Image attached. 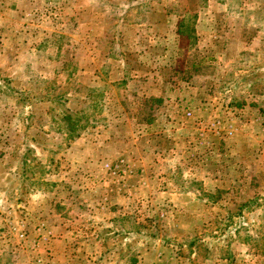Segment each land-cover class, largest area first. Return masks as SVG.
<instances>
[{
  "label": "rangeland",
  "instance_id": "374dc122",
  "mask_svg": "<svg viewBox=\"0 0 264 264\" xmlns=\"http://www.w3.org/2000/svg\"><path fill=\"white\" fill-rule=\"evenodd\" d=\"M0 32V264H264V0H0Z\"/></svg>",
  "mask_w": 264,
  "mask_h": 264
},
{
  "label": "crops",
  "instance_id": "0c3cea01",
  "mask_svg": "<svg viewBox=\"0 0 264 264\" xmlns=\"http://www.w3.org/2000/svg\"><path fill=\"white\" fill-rule=\"evenodd\" d=\"M202 19H200L199 21H201ZM5 24H6V22H4ZM12 24V26L11 27H14L13 26V23H11ZM5 27H8V25H5ZM12 34H16V32H17V30L16 29H14V30H11L10 31ZM0 35L2 36V38L3 37H5L4 36V33H2L1 34V32H0ZM2 48H0V50H1ZM2 51V50H1ZM1 51H0V53H1ZM0 59H1V55H0ZM16 71V73H19L20 72V69L18 70H15ZM2 72V73H1ZM0 72V83H1V86H0V100H1V102H6V103H8L12 98H14V95H16V92H15V88H14V84H15V82L17 81V80H19L20 79V75L18 76L15 72H13L12 74L10 73L9 74V67L7 68V69H5V70H3V71H1ZM23 78H24V74H22L21 75ZM259 80H261V78H259ZM24 81V80H23ZM263 82H264V77H263ZM19 83V82H18ZM20 83H25V82H21L20 81ZM7 90V93H8V95L6 96V98L4 99V96H3V92L4 91H6ZM11 93V94H10ZM10 95H11V97H10ZM27 104V103H26ZM29 107V105H25L24 106V109H27ZM0 112H2L3 113V109L2 110H0ZM2 123H5L4 121L2 122ZM5 124H7V123H5ZM3 130H5V129H2V130H0V132H2ZM3 133V132H2Z\"/></svg>",
  "mask_w": 264,
  "mask_h": 264
},
{
  "label": "trees",
  "instance_id": "16d2710c",
  "mask_svg": "<svg viewBox=\"0 0 264 264\" xmlns=\"http://www.w3.org/2000/svg\"><path fill=\"white\" fill-rule=\"evenodd\" d=\"M184 25H185V24H183L182 27H181V25H180V28H179V33H180L181 35H184V34H186V33H189V32H191V31H193V29L188 30L187 27L184 26ZM65 117L70 118L69 116H65ZM68 122L70 123V122H71V119H69Z\"/></svg>",
  "mask_w": 264,
  "mask_h": 264
},
{
  "label": "built area",
  "instance_id": "2783aa9c",
  "mask_svg": "<svg viewBox=\"0 0 264 264\" xmlns=\"http://www.w3.org/2000/svg\"><path fill=\"white\" fill-rule=\"evenodd\" d=\"M186 115H187V116H190L191 113H190V112H187ZM111 169L113 170L112 173L116 172V170H114L115 168H111Z\"/></svg>",
  "mask_w": 264,
  "mask_h": 264
}]
</instances>
